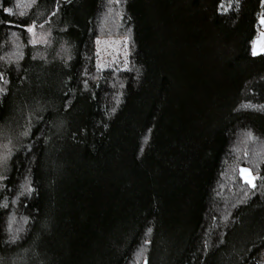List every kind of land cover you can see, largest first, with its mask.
<instances>
[{
    "label": "trees",
    "instance_id": "16d2710c",
    "mask_svg": "<svg viewBox=\"0 0 264 264\" xmlns=\"http://www.w3.org/2000/svg\"><path fill=\"white\" fill-rule=\"evenodd\" d=\"M220 5L116 0L101 71L109 0H0V264H264V0Z\"/></svg>",
    "mask_w": 264,
    "mask_h": 264
},
{
    "label": "rangeland",
    "instance_id": "374dc122",
    "mask_svg": "<svg viewBox=\"0 0 264 264\" xmlns=\"http://www.w3.org/2000/svg\"><path fill=\"white\" fill-rule=\"evenodd\" d=\"M113 1H115V3ZM110 4L111 7L107 6L109 10L100 19V29L102 32L97 39V41H99V43H97V66L101 71L121 70L126 68L129 55L132 51L130 32L119 26V18L121 17L119 12L120 9L113 8L116 5V0H109V5ZM113 9H115L114 12ZM40 37L41 35H35L36 40L40 39ZM254 41L257 42L256 54L264 52L261 51V47L264 46V44H262V42H264V24L261 22L258 34L253 42Z\"/></svg>",
    "mask_w": 264,
    "mask_h": 264
},
{
    "label": "snow or ice",
    "instance_id": "6c2138e0",
    "mask_svg": "<svg viewBox=\"0 0 264 264\" xmlns=\"http://www.w3.org/2000/svg\"><path fill=\"white\" fill-rule=\"evenodd\" d=\"M233 4L235 5H239V0H227V4L225 5V0H221V5L220 8L223 9L224 11H227L229 8H231L233 6ZM4 11L7 13L9 10L8 9H4ZM262 24H264V16L261 17V21ZM9 25H11V21L7 22ZM15 27H23L26 33H34V29H35V25L34 24H26V25H14ZM32 43H35L34 41H31ZM97 43H99V41H97ZM256 41L253 42V54H256ZM262 44H264V42H262ZM261 51H264V46L261 47ZM0 82H2L3 84H7L8 81L4 78V74L0 73ZM85 85L87 84V81L84 82ZM6 89L3 87H0V95H6ZM21 135L23 136H28L29 132L25 131L23 133H21ZM250 135V133H249ZM29 151L31 150L30 148L28 149ZM4 162L6 163L8 157L5 156L4 158ZM239 172V176L241 178V180H243L245 183L249 184L251 187L255 188L256 184L254 183V181L257 179L256 176H254L252 174V171L248 168H239L238 169ZM6 177L0 176V180L5 179ZM23 187H25L26 191H28L29 193H31L32 191H34V189H32L30 186L28 185H24ZM3 207H7V204H3ZM148 232H151V229H148ZM12 239L14 240L15 237L13 236ZM150 243V241L145 240L144 244H148ZM144 253V248L143 246L138 250V255L143 256ZM144 264H147V258L144 257Z\"/></svg>",
    "mask_w": 264,
    "mask_h": 264
}]
</instances>
